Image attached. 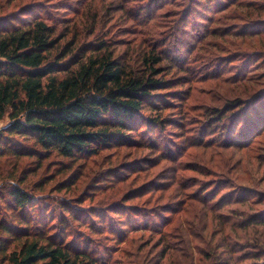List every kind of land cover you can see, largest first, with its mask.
<instances>
[{"label":"rangeland","instance_id":"rangeland-1","mask_svg":"<svg viewBox=\"0 0 264 264\" xmlns=\"http://www.w3.org/2000/svg\"><path fill=\"white\" fill-rule=\"evenodd\" d=\"M25 6L50 12L56 26L92 8L83 35L97 11L100 36L83 39L84 49L103 41L135 69L154 53L156 79L166 84L158 94L178 104L161 111L164 127L132 135L139 143L88 158L43 151L6 132L9 114L0 119V225L23 226L10 197L21 185L33 198L25 210L33 233L43 218L47 239L92 251L104 264H264V226L253 224L264 216V129L243 130L254 149L239 150L232 139L246 104L264 122V0H0V19L23 24ZM174 177L197 198L212 192L213 204L225 206L212 212L185 200ZM3 244L16 246L0 229Z\"/></svg>","mask_w":264,"mask_h":264},{"label":"trees","instance_id":"trees-1","mask_svg":"<svg viewBox=\"0 0 264 264\" xmlns=\"http://www.w3.org/2000/svg\"><path fill=\"white\" fill-rule=\"evenodd\" d=\"M22 11L21 15L30 17L23 24L18 19L26 18L7 15L0 19V119L9 114L12 121L6 130L9 135L29 138L43 151L74 159L97 157L104 150L139 143L132 135L141 134L146 126L164 127L166 122L161 111L168 106L171 109L178 101L169 103L158 94L166 84L156 79L160 75L157 68L160 60L154 53H147L141 66L135 69L103 41L85 50L83 39L97 35L98 40L100 36L97 11L90 24V34L83 35L80 30L90 23L93 9L89 7L77 23L65 26L50 24L48 21L53 19L49 17L50 12L33 14L27 6ZM206 38L200 37L201 47L208 45ZM248 105L244 106L248 112L246 118L252 113L254 120L245 118L239 126L242 130L232 134H236L232 139L236 138L239 150L254 149L252 143L256 140L251 137L244 142L243 130L249 128L256 133L264 129L261 113L258 110L255 113V108L251 112ZM146 110L155 116L145 117ZM173 184L181 187L179 194L185 200L199 201L212 212L219 207L220 199L213 204L216 196L212 192L197 198L195 192H188L191 188L181 186L175 177ZM10 197L20 209L23 226L0 225L3 234L16 243L12 251L7 244L0 245V264H104L92 251L71 247L63 239L60 242L54 237L47 239L43 218L35 225L36 231H42L33 233L25 216L33 198L21 185L13 187ZM182 211L183 208L172 212ZM186 212L193 213L192 208ZM253 224L264 226V216L254 218Z\"/></svg>","mask_w":264,"mask_h":264}]
</instances>
